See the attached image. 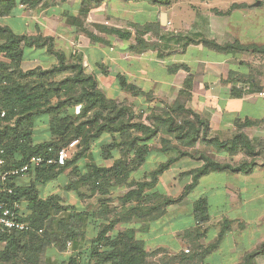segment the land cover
Masks as SVG:
<instances>
[{"label":"trees","instance_id":"1","mask_svg":"<svg viewBox=\"0 0 264 264\" xmlns=\"http://www.w3.org/2000/svg\"><path fill=\"white\" fill-rule=\"evenodd\" d=\"M111 1L113 0H80L78 13L85 18L93 9ZM122 1H148L147 3L154 6L167 9L179 0ZM44 2L45 0H0V19L10 17L19 6L27 11ZM244 7V4L231 6L232 9ZM81 30L85 32L84 29ZM140 30V37L134 38L139 46L138 51L155 49L156 44L142 36L152 33L155 38H161L160 24H147ZM107 32L124 42L132 38L130 31L115 27L109 28ZM0 35L4 36V41L0 43V159L4 161L1 171L20 168L34 157L50 158L71 141L78 140L75 153L63 166L44 164L31 169L27 173L32 177L29 186L20 187L14 182L13 194L2 196L9 204L20 205L23 200L28 203L31 214L26 217L19 211V215L20 220L29 223L33 231L0 232V264H50L49 259L45 258L47 248L53 247L62 253L67 250L68 243L76 251L75 255L57 264H148L149 254L143 242L136 240L135 230L126 228L115 235H109L114 227L112 223L102 226L87 249L77 251L84 239L81 228L88 225L86 215L74 211L72 207L62 206L61 197L58 195L54 194L41 200L36 190L37 184L44 185L55 180L67 169H70V172L66 192H73L79 199L90 198L95 194H108V183L112 180L118 184L126 183L132 173L155 151L151 142L158 139L160 149L157 151L163 155L172 153L173 156L159 163L154 171L146 175L145 181L131 183L135 188H128V191L118 198L123 205L136 201L137 204L130 208V213L134 214L139 209L145 215L181 202L202 176L217 172L250 174L255 169L259 152L243 129L263 123L264 120L235 121L236 133L230 139L210 137L207 120L181 103L183 96L185 99L188 97L190 78L186 80L185 89L179 92L178 99L172 105L163 103L162 106H151L138 112L133 104L108 98L100 89L95 75L87 73L79 59L70 60L66 58L65 53L55 50L51 36L16 34L7 26H0ZM166 36V41H171L172 37L176 44L182 41V47L195 42L187 36ZM197 42L218 53L240 51L264 56V45L241 44L238 40L218 44L206 38ZM130 48L134 49L132 46ZM33 50L53 56L56 64L48 69L36 67L24 70L23 62L31 61L29 55ZM180 70L188 71V68L175 64L168 69L170 73ZM58 75L63 77L56 80ZM118 83L121 89L134 91V87H129L124 77L118 76ZM43 117L47 119L49 139L34 143V127L38 119ZM95 143L100 147L101 157L104 160L112 159L113 165L110 168L93 166L92 170L83 175L75 164ZM200 145L212 147L214 154L226 153L234 156L241 153L245 159L236 164L220 162L214 154L200 151ZM182 158H189L201 165L182 173L183 177L189 176L191 181L177 199L157 192L151 193L153 201L148 200V196H143L145 192L154 189L159 178L173 163ZM81 189H84V192H81ZM145 198L150 202L140 209L138 204L144 202ZM193 213L196 225L208 222L205 199H198L194 203ZM228 228L229 224L226 222L215 244ZM39 230L41 233H38ZM262 255L264 243L256 250L245 252L238 264H255V259Z\"/></svg>","mask_w":264,"mask_h":264},{"label":"crops","instance_id":"2","mask_svg":"<svg viewBox=\"0 0 264 264\" xmlns=\"http://www.w3.org/2000/svg\"><path fill=\"white\" fill-rule=\"evenodd\" d=\"M191 21L185 19L184 22L183 19L182 22L177 23L183 28L179 29L188 34ZM204 22V32L196 31L192 36H187L194 39L195 42L183 47L182 41L176 44L173 37L171 41H166L165 38H168L166 36L168 33L166 34L167 31H163L164 29L161 28V38L155 39L156 48L153 50L147 49L137 53L130 48V40L125 42L119 40L124 43V46L118 47L116 44L112 46L108 39L105 41L107 44L94 43L87 39L86 43L79 42L78 49L75 51L76 55L72 59H79L86 72L95 75L100 89L108 98L119 99L121 97L139 110L158 106L160 103H174L179 97V92L185 89L186 80L190 78V87L187 90L188 97L185 99L183 96L181 103L207 120L210 127V137H218L221 140L230 139L236 133L235 121L264 120V98L257 96L258 92L264 91V79L262 82L256 79L258 72L259 74L264 73V69H258L256 73L251 72L249 65L252 58L251 60L244 59V54L249 52L218 53L214 51L215 53H211L210 49L198 43L197 41L201 38L214 40L218 44L233 42L225 40L221 32L216 30L213 25L211 26L212 20L204 19ZM159 24L163 27L160 18ZM256 45L264 44L256 43ZM173 46H181V48L180 50H172ZM168 49H171L170 53L167 52ZM193 49L197 50L202 58H196L193 62L174 58L176 57L175 53L178 56L181 53L185 55ZM170 54L171 56H168ZM169 57L172 59L167 62ZM28 62L29 60H24V67ZM175 64L185 65L188 71L180 70L176 73H170L169 67ZM118 76L124 77L127 85L134 87V91L121 89ZM148 94H152L154 100ZM41 119L42 121L39 123ZM46 131L47 119L39 118L34 127L33 142L40 143L48 140L49 134L45 140L41 141ZM244 133L246 134V130ZM94 146L98 148L92 147V158L89 157L90 150L75 164L83 175L92 170L93 166L110 168L113 165L112 159L104 160L101 157L98 143H95ZM159 149H156V154L158 153L159 163H161L166 158H163V154L157 151ZM151 155L147 157L145 166L142 165L137 168L132 175L137 171L139 174L141 172L143 174L149 170V173L157 168L159 163L149 167L153 163L150 161L153 156ZM87 156L92 161H83ZM184 159L182 158L171 165L170 169L159 178V182L152 189V192L161 193L159 188L162 189L161 181L164 179L168 184L176 177L174 181L178 183V173L190 171L201 165L194 160L185 159L186 161H184ZM180 162L185 165L181 170ZM178 169L177 175L167 179L170 171H177ZM69 172L70 169H67L55 180L44 185L37 184L36 190L39 199L44 200L48 196L58 195L61 197L62 206L72 207L74 211L86 215L88 225L81 228L84 239L80 242L77 251L87 249L102 226L108 223L114 224L109 235H115L126 228L134 229L136 240L143 242L144 248L149 254L147 259L153 264H158L160 261L172 264V260L176 261L177 257L184 264H238L245 252L258 249L264 242V209L259 210V206L258 209L254 206L260 202L264 205V168L262 167L256 166L250 174L217 172L202 176L187 195L189 197L193 192L200 195L192 202L188 210L186 208L187 203L184 205V209L183 205L175 204L176 206H168L170 209L154 211L150 215L143 214L139 209L134 214L130 213L129 210L136 206V201L125 205L118 201V205H116L112 200L106 199L108 194H114L118 190L126 188L125 182L118 184L112 180L108 183V194H95L85 199L77 198L73 192L65 191V187L69 183ZM144 175L142 178L145 181L146 173ZM139 180L138 182H140ZM184 180H186L185 185L191 181L189 176L185 177ZM31 181L32 177L26 175L16 179L15 184L20 187H27ZM81 192H84V189H81ZM202 198L206 200L209 219L205 224L196 225L193 205ZM149 202L145 198L144 202L138 204V207L140 209L145 208ZM19 211L26 217L31 214L28 203L24 200L20 203ZM185 213L189 214L191 219L190 226L186 228L175 230L168 226L169 221L164 222L165 218L178 217ZM226 222L229 224V228L224 234L222 233L221 239L215 244V239L223 232ZM164 225H167L165 233L161 232L160 229ZM164 234L169 237L172 236L174 241H161L159 237ZM185 236L191 245H186ZM186 249L189 251L187 254L184 253ZM75 252L70 244L69 247L67 246V250L62 253L53 247H49L46 250V255L48 259L51 257L60 263L75 255ZM260 259H264V255L257 257L255 264H264V261L258 263ZM178 261L174 264H180Z\"/></svg>","mask_w":264,"mask_h":264},{"label":"rangeland","instance_id":"3","mask_svg":"<svg viewBox=\"0 0 264 264\" xmlns=\"http://www.w3.org/2000/svg\"><path fill=\"white\" fill-rule=\"evenodd\" d=\"M142 2V1H134V2H123L122 0H113L109 3H105L102 6L93 9L88 13V15L84 18L79 15V7H80V0H67V1H60V0H45L44 3L40 4L37 8L31 10H24L20 6L18 9L8 18L0 19V26L4 27L7 26L11 28L16 34H26V35H36L41 34L43 36H51L54 40V48L55 50L62 51L65 53L66 58L72 60L73 56L76 55V49L79 42L86 43L87 39L91 42H99L102 44H107L106 39L108 42L111 43L113 46L116 44L118 47L124 46L123 42L119 41L115 36L108 34L107 30L111 27L118 28L123 31H130L132 34V38L130 39V45L134 47V50L139 52V46L135 41V37L141 35V27L147 24H159V18L161 13H165L166 21L163 24V31H167L166 34L173 35L176 37H184V36H192L196 31L204 32L205 22L204 19L208 21L212 20L211 26L216 30L221 32L223 38L229 42L231 41H242L244 44L249 43H257V44H264V0H214V1H202V0H179L176 4L173 5V8L169 7L167 9L160 8L159 6H154L150 3ZM259 2L260 5L257 6L256 3ZM237 4H244L246 7L242 9H232L231 6ZM155 17V18H154ZM184 19L192 20L190 23L188 34H185V31L180 30L179 28L183 29L181 25L177 23L182 22ZM215 19V20H214ZM81 26V27H80ZM81 29H84L83 32ZM162 33V30H161ZM164 33V32H163ZM90 34V36H86ZM143 38L145 37L151 43L155 42V36L152 33L143 34ZM93 38H95L93 40ZM116 40V41H115ZM4 41V36L0 35V43ZM89 42V41H88ZM241 42V43H242ZM172 45V44H171ZM173 45H176L173 43ZM181 46H173L172 50L178 49L180 50ZM170 49V50H171ZM169 50V49H168ZM167 51L170 53L171 51ZM211 53H215L212 50H209ZM214 55V54H211ZM168 56H171L168 55ZM174 57L176 60H187V62H193L196 58H202L200 53H197V50L193 49L188 51V53L179 54L175 53ZM264 57V56H262ZM259 57L258 55H251L249 52L248 54H244V59L251 60V64L249 65L251 72H257L259 70L264 69V58ZM31 61L26 64L24 70L40 67L42 69L52 68L53 65L56 64V59L47 54H40V51L33 50L31 51ZM167 60L170 62L172 59ZM33 59H36L33 61ZM249 62V61H248ZM63 76H56L55 79L59 80ZM256 79L259 82H262L264 79V73L258 72L256 75ZM152 100L154 97L152 94H148ZM178 99V98H177ZM119 101H124L123 98L117 99ZM125 102V101H124ZM157 104H159L157 102ZM167 105H172L173 103H166ZM165 104V105H166ZM162 106V104L160 103ZM158 105V106H160ZM151 108V107H148ZM78 107L76 108V111ZM136 111H140L138 108L135 109ZM42 119L39 123H41ZM42 129V128H41ZM246 130V135H248L251 142L257 147L259 156L256 158V166L264 168V122L259 123L258 125L248 127L243 129V132ZM49 132L46 131V134L41 138L45 140L48 136ZM152 147L155 149L151 155L150 161L153 162L150 164L149 167H153L155 163H159V156L158 153L156 154V149L160 148V144L158 139L151 142ZM99 146V145H98ZM94 149L98 147L93 146ZM92 148V149H93ZM90 151L89 157L92 158V150ZM200 151H205L210 154H214V150L210 146H198ZM98 151V150H97ZM163 158H168L173 156L172 153L168 155H162ZM215 158L220 162H227V163H239L244 158V155L238 153L234 156H229L226 153H219L214 154ZM155 158V159H154ZM186 160L189 158H185ZM184 159V161H186ZM92 161L88 159V156L83 161ZM111 163V162H109ZM180 170L185 166L184 163L180 162ZM145 166V163L143 164ZM188 167V166H186ZM146 172L138 173V171L133 174L129 180L125 183L124 189H120L114 194H108L109 200H112L113 203L118 205V197L122 196L128 188L134 189V186H131V183H136L139 180L140 182L144 181L142 176ZM177 171H170L167 179H171L175 175H177ZM184 173V172H183ZM173 175V176H172ZM145 176V175H144ZM176 177L172 179V182L166 183L165 179L161 181V188H159L161 193L157 192L158 194L165 195L167 197H172L173 199H177L184 189L185 185V177L182 176V172L178 173V183L174 181ZM172 184V185H169ZM152 190H149L144 196L148 198V200L153 201L151 198ZM200 195L197 192H193V194L189 197H186L177 204L186 205L187 210L189 206L192 204L194 200H196ZM186 201V202H185ZM173 206L175 204H172ZM171 206V205H170ZM176 206V205H175ZM254 206H259V210L264 209V205L257 203ZM185 208V209H186ZM166 209H170L169 207L163 208L161 210L165 211ZM162 212V211H161ZM165 221H169L170 228H174L175 230L186 228L190 226V215L185 213L178 217H168L164 219ZM167 226V225H166ZM166 226L160 227L161 232L165 233L167 231ZM124 231V230H123ZM122 232V231H119ZM186 234V233H185ZM187 236V235H186ZM185 236V241H187L186 245H191V242L187 240ZM161 241L166 242H173L174 238L171 236H166V234L161 235L159 237ZM215 239V238H214ZM213 239V240H214ZM216 240V239H215ZM264 243V242H263ZM262 244V243H261ZM45 258L48 259V256L45 255ZM177 260H172V264L177 262ZM160 259V258H159ZM50 264H57L59 263L54 258H49ZM260 261H264V259H260ZM148 264H153V262H149ZM178 263H181L179 260ZM155 264V263H154ZM158 264H166L164 261L159 262ZM168 264V263H167Z\"/></svg>","mask_w":264,"mask_h":264},{"label":"built area","instance_id":"4","mask_svg":"<svg viewBox=\"0 0 264 264\" xmlns=\"http://www.w3.org/2000/svg\"><path fill=\"white\" fill-rule=\"evenodd\" d=\"M258 97L264 98V91L257 93ZM79 109V108H78ZM78 111V110H77ZM2 117L4 114L2 113ZM78 140L71 141L66 147L59 149L50 158L43 159L42 157L31 158L27 164L20 168L9 169L1 171L0 169V232L1 233H26L33 231L29 223L21 221L19 215L20 205L17 203L9 204L2 196H10L13 194L12 184L18 178L27 175L31 169L39 168L44 164L56 165L57 167L63 166L66 161L71 159L76 151ZM4 165V161L0 159V168ZM41 233V230L38 231ZM70 246V243L67 244ZM186 249L184 253H188Z\"/></svg>","mask_w":264,"mask_h":264},{"label":"water","instance_id":"5","mask_svg":"<svg viewBox=\"0 0 264 264\" xmlns=\"http://www.w3.org/2000/svg\"><path fill=\"white\" fill-rule=\"evenodd\" d=\"M256 5L259 6L260 3L257 2ZM165 21H166V15H165V13H161V14H160V22H161L162 24H164Z\"/></svg>","mask_w":264,"mask_h":264}]
</instances>
